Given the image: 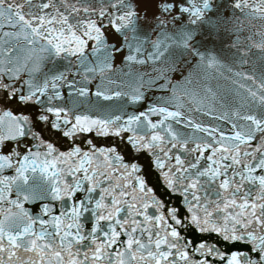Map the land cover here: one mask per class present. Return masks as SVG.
Wrapping results in <instances>:
<instances>
[{
    "label": "snow or ice",
    "instance_id": "6c2138e0",
    "mask_svg": "<svg viewBox=\"0 0 264 264\" xmlns=\"http://www.w3.org/2000/svg\"><path fill=\"white\" fill-rule=\"evenodd\" d=\"M0 264H264V0H0Z\"/></svg>",
    "mask_w": 264,
    "mask_h": 264
}]
</instances>
